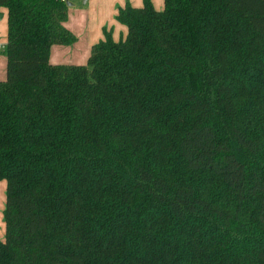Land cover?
<instances>
[{
  "label": "trees",
  "instance_id": "1",
  "mask_svg": "<svg viewBox=\"0 0 264 264\" xmlns=\"http://www.w3.org/2000/svg\"><path fill=\"white\" fill-rule=\"evenodd\" d=\"M164 1L54 65L68 0H0V264H264V0Z\"/></svg>",
  "mask_w": 264,
  "mask_h": 264
},
{
  "label": "crops",
  "instance_id": "2",
  "mask_svg": "<svg viewBox=\"0 0 264 264\" xmlns=\"http://www.w3.org/2000/svg\"><path fill=\"white\" fill-rule=\"evenodd\" d=\"M156 9L163 10L164 0H152ZM71 3L66 26L77 36L72 45H53L50 62L54 65L87 64L92 47L105 38V28L112 31L115 40L126 37L127 27L119 23L116 15L120 7L128 3L142 7L144 0H68ZM8 42V10L0 6V80L7 75V56L5 46ZM2 51L3 54H2ZM7 188L5 180H0V219L4 218ZM4 220V219H3ZM5 226V221L3 222ZM6 233V232H5ZM4 239V237H0Z\"/></svg>",
  "mask_w": 264,
  "mask_h": 264
},
{
  "label": "rangeland",
  "instance_id": "3",
  "mask_svg": "<svg viewBox=\"0 0 264 264\" xmlns=\"http://www.w3.org/2000/svg\"><path fill=\"white\" fill-rule=\"evenodd\" d=\"M4 51H2L3 54ZM5 197H6V190L4 193ZM4 219V218H3ZM0 219V237H4L5 236V232H6V225L4 226V220ZM1 239V238H0Z\"/></svg>",
  "mask_w": 264,
  "mask_h": 264
},
{
  "label": "water",
  "instance_id": "4",
  "mask_svg": "<svg viewBox=\"0 0 264 264\" xmlns=\"http://www.w3.org/2000/svg\"><path fill=\"white\" fill-rule=\"evenodd\" d=\"M68 5L70 6V5H71V3H70V2H68Z\"/></svg>",
  "mask_w": 264,
  "mask_h": 264
}]
</instances>
